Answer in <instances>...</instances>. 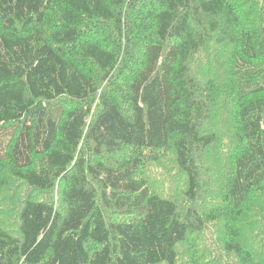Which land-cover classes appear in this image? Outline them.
I'll list each match as a JSON object with an SVG mask.
<instances>
[{"label":"trees","instance_id":"obj_1","mask_svg":"<svg viewBox=\"0 0 264 264\" xmlns=\"http://www.w3.org/2000/svg\"><path fill=\"white\" fill-rule=\"evenodd\" d=\"M0 264H264V0H0Z\"/></svg>","mask_w":264,"mask_h":264},{"label":"rangeland","instance_id":"obj_2","mask_svg":"<svg viewBox=\"0 0 264 264\" xmlns=\"http://www.w3.org/2000/svg\"><path fill=\"white\" fill-rule=\"evenodd\" d=\"M185 251H187V249H183L184 257H188V256H187V253H186Z\"/></svg>","mask_w":264,"mask_h":264}]
</instances>
